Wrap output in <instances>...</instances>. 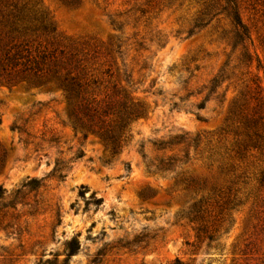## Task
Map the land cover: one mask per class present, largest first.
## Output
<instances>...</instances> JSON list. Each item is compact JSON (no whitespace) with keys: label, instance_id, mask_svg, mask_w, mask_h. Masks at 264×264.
Wrapping results in <instances>:
<instances>
[{"label":"rangeland","instance_id":"rangeland-1","mask_svg":"<svg viewBox=\"0 0 264 264\" xmlns=\"http://www.w3.org/2000/svg\"><path fill=\"white\" fill-rule=\"evenodd\" d=\"M231 1L0 0V59L144 111L113 154L56 85L0 72V264H264V0Z\"/></svg>","mask_w":264,"mask_h":264},{"label":"trees","instance_id":"trees-1","mask_svg":"<svg viewBox=\"0 0 264 264\" xmlns=\"http://www.w3.org/2000/svg\"><path fill=\"white\" fill-rule=\"evenodd\" d=\"M227 1L233 4L231 0ZM229 13L232 24L237 28L236 38L242 42L247 37V30L244 28L234 6L230 8ZM42 28L44 31H54V28L47 24H43ZM48 59L46 55L30 57L23 55L21 52L11 54L8 50L4 54V58L0 59V72L3 73L2 75L5 73L9 75L11 72L23 76L31 75L37 80V83L56 85L64 93L67 100L70 116L73 118V128H80L83 131L84 138L87 134L97 136L110 147L113 154H118L122 148L127 147L132 140V125L144 117V111L139 102L89 99L86 96V85L79 76L73 75L72 69L65 68L63 73L55 62L51 64L49 61L48 63ZM127 83L131 85L130 80ZM213 83L214 81L211 84ZM210 92H213V90H210ZM173 107L175 108L176 104H173ZM197 108L203 109L204 103L198 104ZM177 139V137L173 138V140ZM178 140L181 141V139ZM169 142L152 144L154 151L160 153L171 151L172 144ZM139 148L141 149L142 158L146 159L144 147L140 146ZM81 157L82 154L76 156V158ZM156 161V164L149 161L148 167L153 168L154 172L166 173L172 171L178 163L179 165L185 164L187 157L184 156L183 159L179 160L172 155L165 156L162 154ZM127 169H129V166H127ZM1 195L2 189L0 188V198ZM70 251L71 254L74 253V249L71 248Z\"/></svg>","mask_w":264,"mask_h":264}]
</instances>
